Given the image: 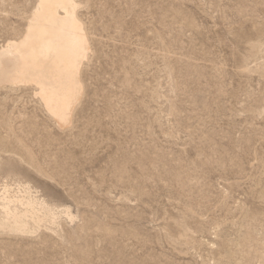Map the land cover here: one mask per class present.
I'll return each mask as SVG.
<instances>
[{"label":"rangeland","instance_id":"rangeland-1","mask_svg":"<svg viewBox=\"0 0 264 264\" xmlns=\"http://www.w3.org/2000/svg\"><path fill=\"white\" fill-rule=\"evenodd\" d=\"M77 1L71 125L0 87V193L57 211L0 226V264H264V0ZM36 5L0 0L1 47Z\"/></svg>","mask_w":264,"mask_h":264},{"label":"bare ground","instance_id":"bare-ground-1","mask_svg":"<svg viewBox=\"0 0 264 264\" xmlns=\"http://www.w3.org/2000/svg\"><path fill=\"white\" fill-rule=\"evenodd\" d=\"M79 6L77 0H37L22 37L0 46V87L30 86L60 127L71 125L84 92L81 73L90 42ZM19 188V194H13L10 184L3 185L0 226L24 233L32 232L30 224L55 222L51 202L29 184ZM61 211L69 214L68 209Z\"/></svg>","mask_w":264,"mask_h":264}]
</instances>
